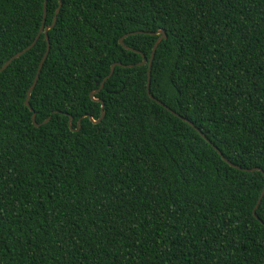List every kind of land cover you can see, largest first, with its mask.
<instances>
[{"label": "trees", "instance_id": "trees-1", "mask_svg": "<svg viewBox=\"0 0 264 264\" xmlns=\"http://www.w3.org/2000/svg\"><path fill=\"white\" fill-rule=\"evenodd\" d=\"M61 2L39 127L44 33L0 72V264H264V0ZM58 6L0 0V68Z\"/></svg>", "mask_w": 264, "mask_h": 264}, {"label": "water", "instance_id": "water-1", "mask_svg": "<svg viewBox=\"0 0 264 264\" xmlns=\"http://www.w3.org/2000/svg\"><path fill=\"white\" fill-rule=\"evenodd\" d=\"M45 5H46V1L44 2L43 24H44V20H45V17H46ZM61 5H62V2H61V0H59V6H58V8H57V10H56V12H55V15H54V18H53L52 24H51L50 26L46 27V28H44V25L42 24V26H41V28H40V31H39L37 37L34 39V41H33L28 47H26L24 50H22L21 52L15 54V55L12 56L10 59H8V60L4 63V65L0 68V72H2L3 70H5V69L9 66V64H10L13 60L18 59V58L21 57L24 53H26L27 51H29V50H30V49L36 44V42H37L39 36H40L42 33H44L45 41H46V50H45V53H44V55H43V57H42V59H41V62H40V64H39V66H38V70H37V73H36L35 79H34L32 85L30 86L29 90L27 91V97H26V100H25V107H27V108L29 109V111L32 113L31 120H32V124H33L34 127H39L40 124H38V123L36 122V119H35V113H34V111L32 110V108L30 107L29 99H30L31 92H32V90L34 89V87H35V85H36V83H37V80H38V77H39V74H40L41 68H42V66H43V63L45 62V60H46V58H47V56H48V53H49V51H50V43H49V38H48L47 33H48V31H49L50 29H52V28L54 27V25L56 24L57 16H58V14H59V12H60ZM136 34H151V35H152L153 33H146V32H142V31L131 32V33H128V34L124 35L122 38H120V39H119V44H120L121 46L125 47L124 44H123V39H124L125 37L132 36V35H136ZM156 35H159V38L157 39V41L155 42V44H154V46H153V48H152V53H151L150 59L147 61L146 58L144 57V55H142V61H141V63L139 64V65H146V64L148 65V84H147V87L149 86L150 69H151V65H152V61H153V57H154V53H155V51H156V49H157L159 43H160L162 40H165V39L167 38L166 33H165V31H163V30H160V31L156 32ZM116 65H117V66H123V67H132V66H124V65H121V64H119V63H117V64H113V65L111 66V68H110V73H109V75H108L107 77L104 78V80H103L102 83L100 84V87L98 88V90H97V91H94V92H91V94H90V98H91V100H92V101H95V102H99V103L101 104V108H100V110H101V115H100V118H99L97 121H94L92 118H90L91 121H93L94 123H98V122H100V120H101V119L104 117V115H105L104 110H103V109H104V103H103L101 100L95 99V98H94V95H95L98 91H100V90L102 89L104 82H105L108 78H110V77L112 76L113 71H114V67H115ZM148 94H149V91H148ZM149 96H150V98H151L152 100L156 101L158 104H160L161 106L165 107V108H166L168 111H170L172 114H174V115L177 116L178 118L184 120V121H185L186 123H188L190 126L194 127L193 124L190 123L187 119H183V118H182L181 116H179L178 114L172 112L168 107H166V106L163 105L161 102H159L158 100H156L152 95L149 94ZM48 121H49V118H48L45 122H43V124H45V123L48 122ZM80 121H81V120H79V121L77 122V126H78V128H77L76 130H74V131H79V129H80ZM71 122H72V117H69V127H71ZM195 130H196V131H197V132L203 137L204 140H206L209 144L212 145V143H211L210 141H208V139L204 136V134H203L199 129L195 128ZM212 146H213V145H212ZM213 148H214V150H215L220 156H222L221 152H220L216 147L213 146ZM222 158H223V160H224L225 162H227L230 166L235 167V168H237V169H240L239 167H236V166L230 164L229 161L226 160L224 157H222ZM241 170H243V171H245V172L260 171V169H256V168H253V169H241ZM263 196H264V187H263V190H262V192H261V194H260V197L258 198L257 203H256V205H255V207H254V210H253V215H254L255 217H256V210H257V208L259 207V204H260V202H261Z\"/></svg>", "mask_w": 264, "mask_h": 264}]
</instances>
